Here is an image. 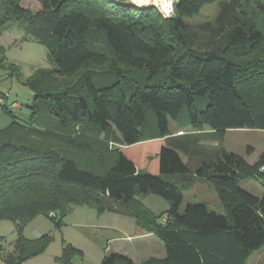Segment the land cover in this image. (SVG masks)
Returning a JSON list of instances; mask_svg holds the SVG:
<instances>
[{
  "label": "trees",
  "instance_id": "obj_1",
  "mask_svg": "<svg viewBox=\"0 0 264 264\" xmlns=\"http://www.w3.org/2000/svg\"><path fill=\"white\" fill-rule=\"evenodd\" d=\"M215 1L175 0L174 13L164 16L125 0H36V11L22 0H0V33L21 28L45 45L54 63L41 78L44 114L57 124L40 129L13 120L0 131V220L14 222L18 235L5 264H20L49 242L47 234L22 236L29 220L44 214L60 227L58 214L78 205L97 212L119 205L154 233L166 254L140 264H246L264 245V191L257 196L239 185L242 178L264 176V151L250 164L222 145L229 129H264V0H219L215 21L185 20ZM103 68L114 71L112 81L94 80L93 72ZM140 68L148 80L164 77L130 84L126 93L122 83ZM204 96L205 104L196 106L195 98ZM184 108L192 131L171 135L169 120ZM149 110L156 136L165 140L158 174L112 149L143 141ZM252 151L248 146L247 154ZM194 177L212 187L223 212L204 201L182 207ZM150 193L168 202L160 222L138 202ZM74 251L66 245L62 257ZM100 264L134 262L112 252Z\"/></svg>",
  "mask_w": 264,
  "mask_h": 264
},
{
  "label": "rangeland",
  "instance_id": "obj_2",
  "mask_svg": "<svg viewBox=\"0 0 264 264\" xmlns=\"http://www.w3.org/2000/svg\"><path fill=\"white\" fill-rule=\"evenodd\" d=\"M125 1L136 5L129 0ZM21 4L32 11L39 8L36 0H22ZM143 6H154L163 14L158 5ZM218 12L219 0H216L204 5L198 14L185 20L191 25L205 21L213 22ZM53 67L54 63L49 59L45 45L26 36L21 28L10 27L0 33V131L9 129L13 120L40 129L57 127L55 119L44 114L47 103L45 99L47 85L41 78L42 73ZM93 74L95 75L94 80L109 82L115 78L114 71L109 68L97 69ZM128 76L130 80L127 79L128 82L122 83L126 93H128L130 84L135 86L146 82L157 83L164 77L158 74L148 80L145 68L136 69ZM78 78L79 76L69 86H73ZM206 99L205 96L196 97V106H203ZM185 119L188 120V115L184 108L180 112L179 119L169 120L168 130L172 132L180 122H186ZM189 128L190 125L186 122L184 129ZM101 132L100 136L103 135V131ZM156 135L155 116L149 110L144 123L143 141L131 146L114 144L112 149L121 150L141 171L158 174V150L165 141L164 138H158ZM222 145L226 150L240 154L250 162L255 161L264 151V129H230L225 134ZM248 146L253 147V151L249 154L246 152ZM180 155L185 161L188 160L182 152ZM239 185L246 191L261 196L264 191V176L242 178L239 180ZM205 196L206 199H210L211 196L216 195L210 187V193L206 192ZM193 200L199 199H188L184 193L182 207ZM207 201L211 209H216L211 203L212 199ZM138 202L158 222L168 207L165 199L152 193L140 197ZM220 212H223L222 207H220ZM57 219L61 221L60 227L49 216L38 214L23 226L21 234L27 239L34 240L43 234H47L50 239L42 252L24 259L20 264H100L108 251L106 247L112 244L109 239L134 235L135 227H137L135 217L119 205H113L112 209H105L102 212H97L85 205H78L61 218L58 214ZM17 236L14 222L7 219L0 220V243L2 245L0 264H5L4 258L12 251ZM155 238L162 244L157 237ZM66 245L75 249L69 259L62 257ZM261 248L251 254L247 264H264V247Z\"/></svg>",
  "mask_w": 264,
  "mask_h": 264
},
{
  "label": "crops",
  "instance_id": "obj_3",
  "mask_svg": "<svg viewBox=\"0 0 264 264\" xmlns=\"http://www.w3.org/2000/svg\"><path fill=\"white\" fill-rule=\"evenodd\" d=\"M186 122H180V124H178L172 132L169 131L170 134L176 135V134H181L183 132L192 131L191 127L188 130L184 129ZM203 131L206 132V131H208V129L205 128ZM227 132H228V130L226 131V133ZM201 142L204 144H208V145H216L218 143L217 140H209V141L203 140ZM257 159L255 161H252V162H250L248 160L247 161H248V163L253 164L257 161ZM202 181L203 180L194 177L193 185L190 188H188L187 190H185L184 193L187 195L188 199L198 198L199 200H193L196 202L197 201H204L207 204H210L209 201H207V200L212 199L211 203L216 208L213 210L220 212V207H222V206H221L220 202L218 201V198H216L217 196H213V197L211 196L210 199H206L205 194H206V192L210 193V187L211 186L207 182H205V181L202 182ZM199 186H202V187H199ZM155 237H157V236L154 233L147 232L146 230L137 226V227H135L134 235H127L126 237H114V238L109 239V241L112 244H111V246L106 247V249L108 250L106 254H109L112 252L123 254V255L129 257L134 262V264H140L141 262H143L144 260H146L150 257L162 258L165 256L166 250H165L163 242L157 237L162 243V244H160V242H158V240H156ZM261 247H264V245H262ZM261 247L259 249H262ZM246 264H247V262H246Z\"/></svg>",
  "mask_w": 264,
  "mask_h": 264
},
{
  "label": "clouds",
  "instance_id": "obj_4",
  "mask_svg": "<svg viewBox=\"0 0 264 264\" xmlns=\"http://www.w3.org/2000/svg\"><path fill=\"white\" fill-rule=\"evenodd\" d=\"M140 3H148L149 0H139ZM151 3L157 4L159 8L163 11L164 16H169L174 13V8L172 7L174 0H151Z\"/></svg>",
  "mask_w": 264,
  "mask_h": 264
},
{
  "label": "bare ground",
  "instance_id": "obj_5",
  "mask_svg": "<svg viewBox=\"0 0 264 264\" xmlns=\"http://www.w3.org/2000/svg\"><path fill=\"white\" fill-rule=\"evenodd\" d=\"M129 1H131L132 3H134V4L138 5V6H143V5H146V4H153V3H151V0H149L148 3H140L139 0H129ZM165 2H166V0H165ZM155 5H157V4H155Z\"/></svg>",
  "mask_w": 264,
  "mask_h": 264
},
{
  "label": "built area",
  "instance_id": "obj_6",
  "mask_svg": "<svg viewBox=\"0 0 264 264\" xmlns=\"http://www.w3.org/2000/svg\"><path fill=\"white\" fill-rule=\"evenodd\" d=\"M259 170L262 171V172H264V166H260V167H259ZM50 215H51V216H55V213H54V212H50ZM1 247H2V245H1V243H0V248H1Z\"/></svg>",
  "mask_w": 264,
  "mask_h": 264
},
{
  "label": "water",
  "instance_id": "obj_7",
  "mask_svg": "<svg viewBox=\"0 0 264 264\" xmlns=\"http://www.w3.org/2000/svg\"><path fill=\"white\" fill-rule=\"evenodd\" d=\"M173 6V5H172Z\"/></svg>",
  "mask_w": 264,
  "mask_h": 264
}]
</instances>
